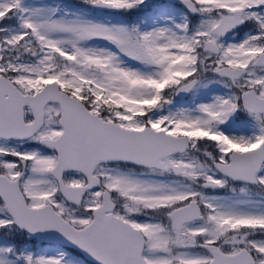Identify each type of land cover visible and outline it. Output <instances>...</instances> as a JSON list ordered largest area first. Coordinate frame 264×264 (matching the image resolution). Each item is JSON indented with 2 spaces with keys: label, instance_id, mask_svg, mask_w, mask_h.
Returning <instances> with one entry per match:
<instances>
[{
  "label": "snow or ice",
  "instance_id": "obj_1",
  "mask_svg": "<svg viewBox=\"0 0 264 264\" xmlns=\"http://www.w3.org/2000/svg\"><path fill=\"white\" fill-rule=\"evenodd\" d=\"M0 264H264V0H0Z\"/></svg>",
  "mask_w": 264,
  "mask_h": 264
}]
</instances>
